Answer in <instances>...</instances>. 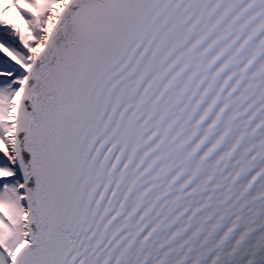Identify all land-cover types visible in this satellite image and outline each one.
Listing matches in <instances>:
<instances>
[{"label": "snow or ice", "instance_id": "snow-or-ice-1", "mask_svg": "<svg viewBox=\"0 0 264 264\" xmlns=\"http://www.w3.org/2000/svg\"><path fill=\"white\" fill-rule=\"evenodd\" d=\"M0 264H264V0H0Z\"/></svg>", "mask_w": 264, "mask_h": 264}, {"label": "trees", "instance_id": "trees-1", "mask_svg": "<svg viewBox=\"0 0 264 264\" xmlns=\"http://www.w3.org/2000/svg\"><path fill=\"white\" fill-rule=\"evenodd\" d=\"M17 46H19V45H17Z\"/></svg>", "mask_w": 264, "mask_h": 264}]
</instances>
